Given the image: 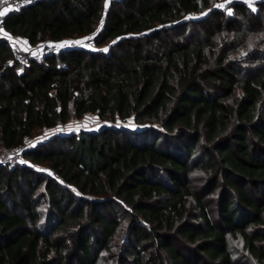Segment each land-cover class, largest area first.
<instances>
[{
	"label": "trees",
	"instance_id": "1",
	"mask_svg": "<svg viewBox=\"0 0 264 264\" xmlns=\"http://www.w3.org/2000/svg\"><path fill=\"white\" fill-rule=\"evenodd\" d=\"M225 1L39 0L2 17L32 46L95 35L26 61L0 36V149L86 113L111 124L0 164V264H247L231 241L264 264V0Z\"/></svg>",
	"mask_w": 264,
	"mask_h": 264
},
{
	"label": "rangeland",
	"instance_id": "2",
	"mask_svg": "<svg viewBox=\"0 0 264 264\" xmlns=\"http://www.w3.org/2000/svg\"><path fill=\"white\" fill-rule=\"evenodd\" d=\"M226 1L223 0V4L225 3ZM227 9H230V8H227ZM226 9V11H227ZM0 36L3 37H7L8 40H10L11 42V45L13 46V48L16 50V55H18L20 58H22V60H27L29 55L32 54V53H36L37 49H39L42 44L44 43H38L36 44L35 46H32V45H29L28 43L27 44H24L23 41H26L22 38H17V37H12V36H8V35H5L4 32H0ZM85 37H93V35H85L84 37H76V38H71V39H68V41H76V40H81ZM92 40H85L84 41V44H74L75 46H84V45H89L88 47H93V44H92ZM68 45V44H66ZM27 48L28 50L25 51L24 49ZM107 124H111L109 121L103 119H98L96 117V115L94 113H86L84 116L80 117V118H70V120L65 123V124H61V125H58V126H55L54 128H49V129H41L38 131V133H36L35 135H33L30 139H31V143L32 144H36V142H39L40 140H44V139H48L50 138V136L52 135H55V134H68V133H71V132H77L79 130H94V129H98L100 127H103V125H107ZM115 125L119 126V125H127L128 127H133V125L131 124V122H129V120L127 122H120L119 123H116ZM154 126H156L154 124ZM61 129V131H56V129ZM134 128V127H133ZM71 129V130H69ZM42 137H46L44 139H40ZM196 180H195V183L199 186L201 185L202 186V183L200 181L201 179V176H199L198 174H196ZM201 183V184H200ZM208 198V197H206ZM210 205H211V210H212V207L214 206L213 202L210 201ZM230 245H231V249H232V252H233V256L235 259H238V261H244V262H247V264H255L253 263L252 261L250 260H247V258H245L243 252H242V249H241V244L239 241H231L230 242Z\"/></svg>",
	"mask_w": 264,
	"mask_h": 264
},
{
	"label": "built area",
	"instance_id": "3",
	"mask_svg": "<svg viewBox=\"0 0 264 264\" xmlns=\"http://www.w3.org/2000/svg\"><path fill=\"white\" fill-rule=\"evenodd\" d=\"M35 1H39V0H31V2H26V0H0V11H3L5 8L11 9L8 12L18 11L17 9H20L23 6L28 5V4H32ZM1 20H2V17H0V22H1ZM61 44L62 43H55V42L44 43V44H42V46L39 49H37L36 55L30 54L28 59L36 60V59L42 58L46 55L59 52V51L65 49L69 46H75L74 44H68V45H64L63 47H61L60 46ZM15 57L18 60H22V58H20L16 54H15ZM22 61H25V60H22ZM6 63H7V61H5V64ZM20 71L21 70H19V72ZM31 142L32 141L30 138H26V139H24V141L20 145L1 148L0 149V164L6 165V166L8 165L9 167H13L16 164L23 161V156H22L23 148H25L29 145H33Z\"/></svg>",
	"mask_w": 264,
	"mask_h": 264
},
{
	"label": "snow or ice",
	"instance_id": "4",
	"mask_svg": "<svg viewBox=\"0 0 264 264\" xmlns=\"http://www.w3.org/2000/svg\"><path fill=\"white\" fill-rule=\"evenodd\" d=\"M26 2H31V0H26ZM227 2H230V0H227ZM246 2H248L250 7H252V10L255 11V8L253 6L254 0H246ZM107 7H108V0H106V2H105V9H107ZM217 7L226 8V4L217 5ZM9 10H11V9L5 8L3 11H0V17H3ZM227 11H228V14L231 15V9H227ZM102 25H103V20H101V27H102ZM99 30L100 29H97V32H99ZM0 32H3L2 28H0ZM5 35H7V33H5ZM93 35H95V33ZM92 38L93 37H85L81 40H76V41H64L60 46L63 47L66 44H82L83 45L85 40H91ZM23 43L27 44V41H23ZM113 43H115V42H113ZM84 46H89V45H84ZM24 50L27 51L28 49L25 48ZM107 50H108L107 48L103 49V51H107ZM32 54L36 55V53H32ZM69 130H71V129H69ZM56 131H61V129L58 128V129H56ZM44 138H46V137H42L40 139H44ZM21 162L23 163V161H21ZM41 170L43 171V169H41Z\"/></svg>",
	"mask_w": 264,
	"mask_h": 264
}]
</instances>
